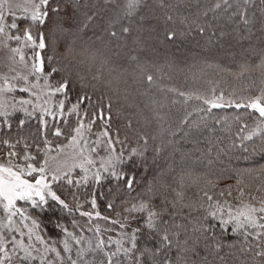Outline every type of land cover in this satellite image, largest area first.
Listing matches in <instances>:
<instances>
[{
	"label": "snow or ice",
	"instance_id": "1",
	"mask_svg": "<svg viewBox=\"0 0 264 264\" xmlns=\"http://www.w3.org/2000/svg\"><path fill=\"white\" fill-rule=\"evenodd\" d=\"M116 2L117 0H104L105 4H116ZM251 2L252 0H243L245 5ZM142 4L143 0H124L123 16H134ZM222 5L226 8L231 7L229 0H220L215 4V8L219 9ZM18 12L21 15H18ZM99 15L100 10L90 0H23V4H17L14 0H0V44L8 48V41L14 40L20 45L9 48L12 54L10 57L12 66L9 70L15 75L0 77L3 81L0 83V131L5 129L11 131L12 117L17 112L24 115L23 119L18 120L19 129H22L29 119L36 118L42 134L49 126L46 117L54 120L57 117L65 118V123L68 116L79 117L77 126L72 129L74 134L71 135L69 143L57 146V156H48L51 148L47 146L51 145V141L44 139L46 149H37L38 152L45 153L42 162L36 155L27 151L29 145L26 142L23 154L15 151L23 138L16 140L15 143L10 139H0V144L9 149L6 154L0 156L2 161L0 162V208L3 210V216L0 217V264H34V262L38 264H197L188 254L199 255V245L202 240L208 255L215 253L221 264H226V257L220 255L223 245L215 235H209L217 228L221 230V235L230 230L231 233L243 237V243L248 247H241L242 253L251 248V240L258 241L255 256L260 257L261 264H264V197L252 196L249 200H245V193L239 187L242 183L240 180L237 181L239 196L235 205L228 199H214L208 191H203L201 200L207 202V207L204 203L200 204V209L204 212L203 220H198L189 234L191 221L188 217H184L187 223H180L176 219L180 215L177 211L178 206L181 211L192 207L182 203L183 192L164 182L163 173L154 176L138 190L139 181L136 174L126 171L125 168L128 165H137L138 161L143 162V151L133 148L127 156L123 150L116 152L113 145L123 144L124 141L119 139L118 132L115 139L110 136L108 131L110 117L105 118L103 110L93 112L91 119L87 123L84 122L88 112L85 109L81 113V105L90 100L86 93L78 95L74 102H70L69 94L73 83L71 71L67 66L57 67L53 63L54 56H44L42 53L49 48L55 52L61 41H68L70 37L88 29ZM239 15L247 25L249 20L246 10L241 11ZM7 17H11L10 22ZM168 19L171 20L172 17L169 16ZM19 21L28 22L22 32ZM118 22V20L111 21V23ZM33 27L37 30L36 36L32 32ZM200 30L203 31V28ZM122 31L127 33L129 28L124 27ZM110 34L114 37L117 33L112 31ZM174 36L175 33H170L168 38L172 39ZM72 43L74 41L68 43L65 59L73 54ZM25 49L31 50V56L28 58ZM17 56L19 60H16ZM17 64L22 66V70H17L15 67ZM256 67L261 70V76L264 77V60ZM249 70L250 66L242 65L240 75ZM147 79L152 81L153 78L148 76ZM17 82L22 84L18 87ZM261 82L264 84V79ZM17 91L26 93L28 98L11 95ZM179 95L185 96V93L180 92ZM57 97L59 98L55 99ZM188 98L203 100L204 104L209 105L207 109L209 112L213 108L225 107L251 110L248 115L258 114L253 116L256 126L249 129L247 124L242 125L240 132L243 133L245 130L247 132L239 136L241 145L244 141L252 140L257 136L264 140V87L260 89L259 95L240 97L239 100H225L223 93L214 96L213 99L194 94ZM69 102L70 107L66 108ZM98 119L104 130L97 133L96 140L90 143L86 133L91 132L92 126ZM236 119L240 120V116L237 115ZM182 123H187V120ZM52 134L60 137L63 133L60 127H55ZM65 148L73 150L71 158L75 160L78 157V163L65 167L67 161L58 159ZM100 149H103L107 155H99ZM245 151H247L246 147ZM12 158H17V161L14 162ZM76 168L83 173L79 179H74L72 175ZM260 171L264 172V166ZM106 179L118 182L114 189L109 188L113 198L106 204L107 210L115 212V216L101 214L94 189L90 199L86 198L83 201L77 192L72 191L70 195L75 201L74 208L52 189L54 182L66 184L70 188H80L88 187L90 184L100 185ZM178 183L183 188V177ZM121 185L124 189L123 195H121ZM169 193H174L171 200ZM225 194L229 197L232 195L231 187L226 193L221 191L219 196L224 197ZM117 199L122 206L119 212L115 211ZM50 201L55 207L52 209L53 215L49 217L48 223L54 230L59 231V239H46L40 231L41 223L25 206L30 205L33 209L44 210V206L49 205ZM18 202L24 203L18 204ZM84 203L90 204V210H82ZM56 207L68 215L78 212L80 217L86 218L85 223L81 224L73 218L71 221L73 230H69V227L61 222V218L55 215ZM99 220H103L106 226L103 228L99 224L93 226V221ZM77 229L79 232L76 231ZM85 231L93 233L95 242L82 234ZM111 232H116L118 238L106 235ZM85 244L86 247H83L82 245ZM57 245H62V248ZM228 247L235 246L228 245ZM199 264H208V256L205 255ZM241 264L244 262L242 261Z\"/></svg>",
	"mask_w": 264,
	"mask_h": 264
},
{
	"label": "trees",
	"instance_id": "2",
	"mask_svg": "<svg viewBox=\"0 0 264 264\" xmlns=\"http://www.w3.org/2000/svg\"><path fill=\"white\" fill-rule=\"evenodd\" d=\"M101 1H97L98 5L103 4V9L96 21L105 24V19L112 21L117 10L122 11V0H117L116 4H105ZM256 1L264 9L262 0ZM212 3V0H163V2L154 0V3L150 4V0H143V4L134 16H119L118 23H107V32L101 34L100 30H95L96 26H93L90 32L88 28L70 37L68 41H61L55 52L49 48L42 53L44 56H54L53 63L57 67L67 66L71 71L73 83L69 94L70 102H74L81 94L86 93L90 97V100L81 105V113L85 109L88 112L84 117L85 123L91 119L93 112L103 110L105 118L110 117L108 120L110 136L115 139L118 132L119 139L124 141L123 144L113 145L116 152L123 150L127 156L133 148L143 151V162L138 161L137 165H128L125 168L126 171L136 174L139 181L138 190L154 176L163 173L164 182L183 192L182 203L192 207L181 211L178 206L177 211L180 215L176 219L180 223H187L184 217H188L191 221L189 234L192 226L197 225L198 220H203L204 212L200 209V204L204 203L207 207L206 200H201L203 191H208L214 199H228L235 205L239 196L237 181L240 180L242 183L239 187L245 193V200H249L252 196L264 197V172L260 171L264 166V140L257 136L252 140L244 141L241 145L239 139L240 135L247 132V130L240 132L242 125L247 124L249 129L254 128L256 120L253 116L258 114L248 115L251 110L234 107L213 108L209 112L207 111L209 105L204 104L203 100L188 98L194 94L209 99L210 96H219L223 93L225 100H239L240 97L259 95L260 89L264 87L261 82L264 77L261 76V70L256 67L264 60V34L256 39L257 48L254 54L238 57L234 53L233 58L226 61L225 59L230 55L229 49H231L230 53L235 52L233 46L229 49L223 48L224 45L219 46L215 41L208 39L212 37V32L215 35L219 30V27L214 26L216 20L208 15L209 12L207 13ZM169 16L174 17L178 22L161 26L158 20L163 18L166 20ZM27 23L19 21L21 32ZM144 24H151L152 32L143 31L140 35L138 33L134 35L137 27ZM124 27L129 28L127 34L122 31ZM258 27L259 25L254 28L257 34L260 32ZM201 28L203 31L200 30ZM112 31L117 33V42H125V46L121 47L124 54L120 51L124 58L123 62L111 61L110 55L107 57L105 45H108L109 33ZM32 32L34 36L38 34L35 27L32 28ZM179 32H183L184 37L178 40L176 45L167 47L166 43L174 41ZM170 33H175L174 38H168ZM129 36H134L135 39L139 36L137 44L140 45L145 44V37L149 38L148 49L141 52L130 50L133 43ZM226 36L230 37L232 33L226 31ZM151 39H156L160 47L151 44L153 41ZM72 41H74L73 54L65 59L68 43ZM117 42L109 46L110 50L120 47ZM191 43L194 51L192 55L179 59L182 57L181 50L187 51ZM206 45L207 50L204 52L202 48ZM149 47L154 48V51ZM242 65L250 66V70L240 75ZM148 76H152V81L147 79ZM180 92H184L185 96L179 95ZM70 102L66 104V108L70 107ZM237 115L240 116V120L236 119ZM23 118V113H15L12 117L11 131L7 129L0 131V139H10L15 143L16 140L23 138L15 151L23 154L26 142L29 145L27 151L36 155L40 162L45 157V153L38 152L37 149H46L44 139L51 141V145L47 147L53 151L58 145L61 146L70 140L71 135L74 134L72 129L77 126L79 119L75 115L68 116L65 123V118L57 117L54 120L48 117L49 126L42 134L36 118L29 119L25 126L19 129L18 120ZM184 120H187V123H182ZM55 127L61 128L63 134L60 137L52 134ZM103 130L104 127L98 119L92 126L91 132L86 133L89 142L96 140V134ZM8 151L6 146L0 144V156ZM99 152L107 154L103 149ZM15 159L17 161V158ZM190 159L195 160L193 165H190ZM78 173V171L72 173L74 179H79ZM181 177H183V188L178 183ZM117 183L115 180L106 179L100 185L90 184L88 187L70 188L66 184L54 182L53 190L74 208L75 201L70 195L72 191L77 192L83 201L86 198L90 199L94 189L101 214L115 216V212L107 210L106 204L113 198L109 188L114 189ZM229 187L232 195L229 197L225 194L224 197H220L219 193L221 191L226 193ZM123 194L124 189L121 185V195ZM173 195L174 193H169L170 200ZM27 207L29 213L41 223L40 230L46 239L60 238L59 231L54 230L48 223L49 217L53 215L52 209L55 207L53 202L50 201L49 205L44 206V210L33 209L30 205ZM82 210H90V204L84 203ZM121 210L120 200L117 199L115 211ZM55 215L61 218V222L69 227V230H73L71 228L73 218L81 224H84L86 219L80 217L78 212L68 215L58 207ZM95 224H99L102 228L106 226L103 220L93 221V226ZM76 231L79 232V229ZM82 234L95 242L92 232L85 231ZM106 235L118 238L116 232ZM209 235H215L223 245L220 255L226 257V264H241L242 261L244 264H261V258L255 256L258 241L251 240V248L242 253L241 247H248L243 243V237L231 233L230 230L221 235L219 228ZM228 245L235 247L229 248ZM57 246L62 248V245ZM82 246L86 247V244ZM188 255L197 264L205 255L208 256V264H221L215 253L208 255L203 240L199 245V255L194 256L191 253Z\"/></svg>",
	"mask_w": 264,
	"mask_h": 264
},
{
	"label": "rangeland",
	"instance_id": "3",
	"mask_svg": "<svg viewBox=\"0 0 264 264\" xmlns=\"http://www.w3.org/2000/svg\"><path fill=\"white\" fill-rule=\"evenodd\" d=\"M97 1L98 0H91L90 2L94 3L96 5V7L101 12V10L103 9V4L98 5ZM103 1L104 0H102L101 3ZM212 1H213V3L211 4V6H209L207 13L209 12L208 15L212 16V18L216 20L214 26L217 28L219 27V30L216 31L215 35H214V32H212L213 30H210V32H212L213 34L211 33L212 37L210 36L208 39L211 41H215V44H218L219 46L224 45L223 48L227 47L229 49V48H232L230 46H233L235 52L232 51L233 53H230L231 49H229L230 55L227 56V59H225L226 61L231 60L234 56V53L238 57H245L246 55L248 56V54H250V53L254 54V52L257 48L256 39L258 38V36L262 37V35L264 34V9H263L262 5L258 4L256 0H252V2L248 5H245L243 3V0H229L231 7L226 8V6L222 5L221 8L216 9L215 4L217 2H220V0H212ZM14 2L17 4H23V0H14ZM153 3H154V0H150V4H153ZM122 6H123V0H122ZM148 8H149V6H148ZM118 9H119V7H118ZM245 10H246L247 18L249 20V23L246 25V27H244L245 24L243 23V21L240 18V15H239V13L241 11H245ZM117 11L118 12L114 16V18L116 20H117V17L119 18V16L120 17L123 16V11H121L120 9ZM17 14L21 15V13H19V12ZM115 19L114 20L112 19V21H115ZM7 20L10 22L11 17H7ZM97 22H99V21H95L89 27V29H90L89 32L93 30V26H96L95 30H97V29L100 30L101 34L107 32L106 31V29H107L106 25H107V23H111V20L108 21L105 19V22H106L105 24H99ZM158 22L161 23V26H162V24H164L163 26H167V25H172V22L177 23L178 21H176V19L174 17H172L171 20H169V19L165 20L163 18L161 20H158ZM258 25H259L258 28L260 31L259 34H257V32H255V30H254V28ZM143 31H148L149 33H151L152 32L151 24L150 25L144 24V25L138 26L136 31H134V35H135V33L136 34L138 33V35H140V33ZM226 31L232 33V36H230V37L226 36L225 37ZM238 32H240V33H238ZM110 33H109V38H108L109 39L108 45H105L106 53L108 55V56L107 55L106 56L109 57V55H110L109 59L111 61H120V62L122 61L123 62L124 58H122L123 57L122 54H124V52L122 51L121 47L125 46V42H117V36L113 37ZM16 34H19V33H16ZM125 34H127V33H125ZM129 37H131L132 43H133V45H131L132 47H130V50H133V51L139 50L141 52V51H145L148 49L149 38L145 37V41H144L145 44L140 45V44H137V40H138L139 36L136 39L134 36H129ZM183 37H184V33L179 32L177 34V38L172 42L166 43V46L171 47L173 45H176L178 43V40H180ZM208 39L206 38V40H208ZM151 40H153L151 42V44H154V45H157L158 47H160V45L156 42V39L155 40L151 39ZM208 41L206 42V44L208 45V48H209ZM114 42L119 43L120 47H118V49L110 50L109 46L116 44ZM8 45H9V47L6 48L3 46V44H0V77H2L4 75H8L9 77L15 75L14 72H11L9 70L10 66H12V60L10 59L12 54L9 51V48L17 47L20 45H17V42L14 40L8 41ZM207 45L202 48L204 52L207 50ZM127 47L129 48L128 45H127ZM192 47H193V44L191 43L190 46L188 47V50H187L188 53H187V51L181 50L182 51V57H180L179 59H182V58L184 59L185 57L192 55V53L194 52L192 50ZM149 49H150V47H149ZM150 50L154 51V48L150 49ZM120 51H122V54H120ZM25 54H26V58L30 57L31 56V50L25 49ZM143 54H144V52H143ZM130 57H128V58H130ZM16 60H19L18 56L16 57ZM15 67L17 68L18 71L22 70V66H20L18 64L15 65ZM0 83H3V81L0 80ZM21 84H22V82H17L18 87ZM11 95H15V96H17V98H20V97L28 98L26 93H19L18 91L15 93H12ZM58 98L59 97H57L55 99H58ZM213 98H214V96L209 97V99H213ZM47 118L48 117H46V119ZM68 143H69V141L67 143L61 145V146L67 145ZM72 152H73V150L71 148H65L64 152H61L60 156L58 157V159H62V160L67 161V165H65V167L70 166L73 163L79 162L78 157L75 160H73L71 158ZM99 155L106 156L107 154L104 155L101 152H99ZM48 156L49 157L57 156V148L54 149L53 151L51 150L50 152H48ZM44 158H43V160H44ZM12 159L14 160V162H16L15 158H12ZM184 160H186V159H184ZM0 162H2V161H0ZM20 163H22V162H20ZM189 163H190V165H193L195 163V160L190 159ZM75 171L79 172V176H77V177L80 178V176L83 175V173L80 171L79 168H76L73 172H75ZM52 189H53V183H52ZM23 203L24 202H18V204H23ZM25 206H28V205H25ZM2 216H3V210H2V208H0V217H2Z\"/></svg>",
	"mask_w": 264,
	"mask_h": 264
}]
</instances>
